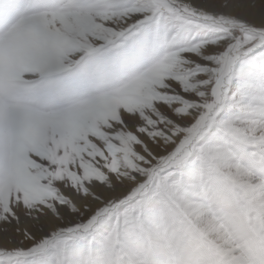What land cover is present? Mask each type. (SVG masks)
I'll return each mask as SVG.
<instances>
[{
	"label": "snow or ice",
	"instance_id": "obj_1",
	"mask_svg": "<svg viewBox=\"0 0 264 264\" xmlns=\"http://www.w3.org/2000/svg\"><path fill=\"white\" fill-rule=\"evenodd\" d=\"M261 31L264 0L258 10L220 0H0V92L19 100L8 121L0 106V259L11 246L32 255L33 264H73L78 234L91 231L100 207L92 198L71 207L81 199L71 177L87 181L90 166L73 139L106 96L138 86L188 49L179 59L189 71L165 81V91L223 113L238 96L264 94V43L241 48ZM195 81L206 100L186 90ZM57 123L67 133L45 143L42 130ZM142 125L122 113L115 127L142 137ZM25 140L36 147L27 151ZM35 192L51 199L37 202ZM13 235L20 244L9 245ZM88 264H97L91 249Z\"/></svg>",
	"mask_w": 264,
	"mask_h": 264
},
{
	"label": "clouds",
	"instance_id": "obj_2",
	"mask_svg": "<svg viewBox=\"0 0 264 264\" xmlns=\"http://www.w3.org/2000/svg\"><path fill=\"white\" fill-rule=\"evenodd\" d=\"M249 40L253 46L264 40V31ZM166 63L164 79L147 78L132 96L131 114L140 116L138 131L147 134L151 147L117 129V121L99 110L79 121L74 145L102 179L79 185L80 203L92 198L100 207L91 231L78 234L73 264H88L90 249L97 264H148V253L135 248L138 239L150 240L169 264H264V172L250 163L264 157V94L238 96L223 113L195 101L168 102L165 81L189 70L176 56ZM17 83H27L23 71ZM198 85L195 81L188 90L204 101ZM161 103L167 113L157 106ZM18 105V99L0 92L5 121L17 116ZM2 132L8 136L7 123ZM66 133L57 123L44 128L42 137L46 143ZM24 144L27 151L36 147L31 140ZM238 163L251 174L238 173ZM98 186L99 193L93 191ZM213 214L222 227L211 220ZM8 251L12 254L0 264H33L32 255L16 254L22 249Z\"/></svg>",
	"mask_w": 264,
	"mask_h": 264
},
{
	"label": "rangeland",
	"instance_id": "obj_3",
	"mask_svg": "<svg viewBox=\"0 0 264 264\" xmlns=\"http://www.w3.org/2000/svg\"><path fill=\"white\" fill-rule=\"evenodd\" d=\"M185 2L188 3H198L199 0H185ZM222 4H228L230 2H236L239 3L240 5L244 7H252L254 6L256 10L259 9L260 6V0H220ZM261 43H264V40L255 42L254 47H259ZM252 44L249 40V38H246L245 40L241 41V48H243L245 51H247V45ZM183 51H188V49H181L177 50L176 52V57H180L181 53ZM181 64H183L182 61H180ZM168 69V65L166 64L165 66L159 68L157 71L153 72L150 74L149 77H151L155 81H159L161 79L165 78V73ZM148 77V78H149ZM170 78H167L169 80ZM166 80V81H167ZM145 81V80H144ZM142 83V82H141ZM141 83L132 88H127L121 91H118L117 93L113 95H109L105 97L104 103L99 109L100 113H104V116H110L113 120L117 121V124L120 123V115L123 114H131L134 110L135 105L133 104L132 101V96L136 93L139 92V88ZM173 90V89H172ZM175 90V89H174ZM188 90V89H186ZM170 94L165 97L164 99L167 100L168 102H173V101H178V98L173 94L174 92L168 91ZM162 112L167 113V108L164 106L163 103L157 105ZM119 115V116H118ZM140 121L141 118L137 114L136 115ZM119 120V121H118ZM130 123L135 124V121H131ZM137 132L138 129H136ZM130 135H133V133L129 132ZM138 138V141H144L145 143H150L148 140L147 134L144 132V135L142 137H134L133 139ZM252 166H254L258 172H264V157H259L255 161H250ZM235 170L238 173H243L244 175H250L251 172L249 168H245L242 164H236L234 165ZM113 170H115L113 168ZM102 179V177L98 174L97 170L94 169L91 165L87 167V180L89 179ZM71 180L73 182V186L77 185H82L83 182H85V179H82L80 176L73 175L71 177ZM235 182V178H233ZM86 191V189H83ZM95 192H101V188L98 186L93 189ZM33 199L37 200V202H42L45 199H51L50 197L45 196L42 192H35L33 193ZM75 202H77L79 205L82 204L80 203V199H76ZM84 202V201H83ZM91 199L89 198V203H91ZM194 206L198 207V203L193 201L192 202ZM211 220L213 222H216L222 227V224H220V221L218 217L213 214L211 217ZM12 244H20L21 243V238L19 235H13L11 238ZM25 245L27 244V241L23 242ZM135 248L139 249L141 251H145L148 253V264H169L168 257L161 253L159 250L155 249L154 247L151 246V241L148 239H138L135 242ZM239 259V258H237Z\"/></svg>",
	"mask_w": 264,
	"mask_h": 264
},
{
	"label": "bare ground",
	"instance_id": "obj_4",
	"mask_svg": "<svg viewBox=\"0 0 264 264\" xmlns=\"http://www.w3.org/2000/svg\"><path fill=\"white\" fill-rule=\"evenodd\" d=\"M259 3H260V2H259ZM100 114H102V115H103L104 113H100ZM118 116H119V115H118ZM120 116H121V115H120ZM118 121H119V120H118ZM148 144H149V146L151 147V143H148Z\"/></svg>",
	"mask_w": 264,
	"mask_h": 264
}]
</instances>
